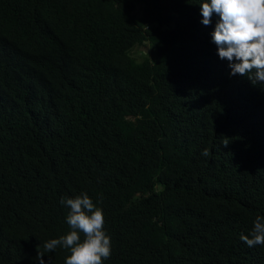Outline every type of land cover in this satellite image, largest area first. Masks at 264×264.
<instances>
[{
    "label": "trees",
    "instance_id": "16d2710c",
    "mask_svg": "<svg viewBox=\"0 0 264 264\" xmlns=\"http://www.w3.org/2000/svg\"><path fill=\"white\" fill-rule=\"evenodd\" d=\"M198 2L0 0V264H64L43 244L82 192L104 264H264L240 240L264 215V84L229 75Z\"/></svg>",
    "mask_w": 264,
    "mask_h": 264
},
{
    "label": "clouds",
    "instance_id": "9594fccd",
    "mask_svg": "<svg viewBox=\"0 0 264 264\" xmlns=\"http://www.w3.org/2000/svg\"><path fill=\"white\" fill-rule=\"evenodd\" d=\"M197 5L202 25H212L216 17L210 42L219 59L228 62L229 75L264 84V0H199ZM59 203L69 209L65 218L69 231L45 241V252L62 247L69 252L64 264H104L112 254V238L99 202L82 192L62 197ZM240 240L249 248L264 247V215L255 217L250 232L241 233ZM38 256L40 264H45L44 256Z\"/></svg>",
    "mask_w": 264,
    "mask_h": 264
}]
</instances>
